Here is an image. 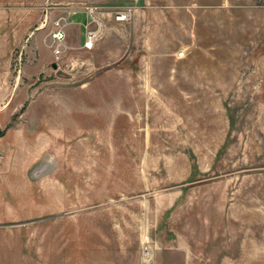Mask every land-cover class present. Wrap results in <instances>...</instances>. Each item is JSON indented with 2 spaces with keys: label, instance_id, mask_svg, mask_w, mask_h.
<instances>
[{
  "label": "rangeland",
  "instance_id": "1",
  "mask_svg": "<svg viewBox=\"0 0 264 264\" xmlns=\"http://www.w3.org/2000/svg\"><path fill=\"white\" fill-rule=\"evenodd\" d=\"M79 12L84 41L104 25L93 49L68 40ZM38 17L57 67L13 90L12 122L55 133L23 264H264V0H38Z\"/></svg>",
  "mask_w": 264,
  "mask_h": 264
},
{
  "label": "crops",
  "instance_id": "2",
  "mask_svg": "<svg viewBox=\"0 0 264 264\" xmlns=\"http://www.w3.org/2000/svg\"><path fill=\"white\" fill-rule=\"evenodd\" d=\"M65 19L68 40L82 46L86 15L79 12ZM38 20V0H0V264H23L20 222L48 208L37 206L34 194L38 190V178L30 173L43 161L44 153L53 149L54 123H48L50 118L46 115L43 119L42 114L17 118L33 120L27 124L12 122L17 115L16 105L20 103L13 90L26 78L47 74L54 64L53 52L44 42L48 30L45 23L37 27ZM25 40H29V47L23 49V55L28 62L12 76V47L22 45ZM45 187L52 194L53 183L45 182ZM30 203L34 204L33 209Z\"/></svg>",
  "mask_w": 264,
  "mask_h": 264
},
{
  "label": "built area",
  "instance_id": "3",
  "mask_svg": "<svg viewBox=\"0 0 264 264\" xmlns=\"http://www.w3.org/2000/svg\"><path fill=\"white\" fill-rule=\"evenodd\" d=\"M91 15L95 13L93 9L90 10ZM116 21L124 22L128 21L131 18V10H124L119 11L114 16ZM58 28L53 33L54 39L57 41V46L55 47V55L59 58L61 54V44L65 39V32L62 29V26L60 24V21L57 23ZM104 25L101 21V18L97 17L96 15L93 16V19L91 21H88L86 24V35H85V41H84V47L86 49H93L95 46V43L101 38L103 33Z\"/></svg>",
  "mask_w": 264,
  "mask_h": 264
},
{
  "label": "water",
  "instance_id": "4",
  "mask_svg": "<svg viewBox=\"0 0 264 264\" xmlns=\"http://www.w3.org/2000/svg\"><path fill=\"white\" fill-rule=\"evenodd\" d=\"M53 67H54V68H56V67H57V64H56V63H54V64H53Z\"/></svg>",
  "mask_w": 264,
  "mask_h": 264
}]
</instances>
